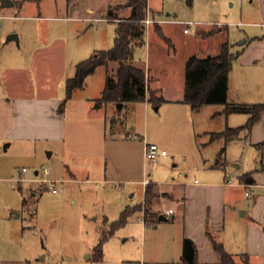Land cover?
I'll return each instance as SVG.
<instances>
[{"label": "rangeland", "instance_id": "1", "mask_svg": "<svg viewBox=\"0 0 264 264\" xmlns=\"http://www.w3.org/2000/svg\"><path fill=\"white\" fill-rule=\"evenodd\" d=\"M128 1L74 0V5L69 6L71 13H81L86 18L92 16L85 13L86 8L91 7L95 12L93 20H81L71 26L67 23L60 25L61 33H65L67 45L70 46L66 77H73L76 63L89 58L94 51L113 46L115 23L105 18L109 11L126 17L129 14L128 5L126 6ZM150 1L153 5L156 1H163L165 13L175 11L183 20L220 19L222 23L231 24L227 32H219L213 28V37L209 41H204L201 37L208 33L204 30L208 26H200L202 31L197 30L189 36L177 30L172 37L173 44L169 47L159 41L160 47L154 50L156 60L163 62L164 67H169L170 72L159 80V84H164L162 95L169 102H163L165 104L158 110L147 102L100 104L105 74L103 68L87 78L84 89L74 92L65 109L70 133L68 140L64 145L45 147L37 166L40 173L44 168L49 170L48 178L57 181V192L53 193L45 185L42 189L40 183H25L22 184V193L17 190L19 186L14 189L19 201L16 212L4 219V212H7L2 206L0 208V264L4 260L15 259L28 261L23 264H139L143 252L148 255L153 249L165 246L162 237L151 231L156 224L162 222L156 214L152 215L153 224L146 227L148 231L145 245L141 243L143 206L138 207L140 210L132 214L126 224L104 243L102 261L93 260V249L102 233L109 231L110 223L118 220L126 207H136L143 203V180L146 177L153 183L169 188V184L179 181L201 182V175L206 171H215V176L220 173L223 176L225 172L227 175L237 173L234 160L243 155L240 144L227 146L225 153L220 155L225 138L211 141L210 134L221 132L227 126L240 125L243 123L240 121H244L243 115L237 113L228 120L220 113L225 108L224 105L209 104L194 111L189 105L175 101L181 97L182 63L187 56L194 54L203 57L204 51L213 53L217 41L234 43L244 38L245 27H237L232 23L240 20L241 8L246 1L193 0L199 10L188 7L186 0ZM39 2H42L44 13H52L55 4L61 9V15L68 10L67 0H27V10L23 12L35 13L39 10ZM204 2L213 6V10L204 9ZM119 5L121 7L117 8ZM14 10L17 12L16 7L0 9V16H3L0 18V40L3 43L0 47L1 60L7 50L4 45L7 37L12 33L18 35L14 32L17 29L22 34L23 42L26 39L31 42V32L26 30L29 22L11 18ZM222 11L225 15L218 14ZM67 29L71 30L70 34ZM154 30L155 28L150 29L151 39ZM7 43L8 47L18 46L13 40ZM166 53L172 59L166 58ZM145 56L144 46L135 49L134 57L138 65H143ZM233 66L227 102L234 104L237 101V88L240 84L243 87L240 92L242 97L255 99L256 93L249 91L248 87L257 88L260 83L258 79L264 77L261 67L246 70L240 61H236ZM150 78L146 75L147 87ZM62 83L60 90L65 92L64 82ZM261 85L264 87V84ZM149 91L154 92L150 87ZM146 143L156 144L166 152V157H159L156 162L145 161L143 151ZM20 167L19 172L26 169L24 176L31 180L34 168ZM39 178L44 177L40 175ZM25 197L27 202L23 206ZM169 207L176 209L175 203L167 199L163 202L162 209ZM12 234L18 235L14 238ZM14 245L19 247L17 251L7 250ZM236 261L240 262L239 259H235Z\"/></svg>", "mask_w": 264, "mask_h": 264}, {"label": "crops", "instance_id": "2", "mask_svg": "<svg viewBox=\"0 0 264 264\" xmlns=\"http://www.w3.org/2000/svg\"><path fill=\"white\" fill-rule=\"evenodd\" d=\"M11 1L13 5L10 7H16L17 12L14 10L10 17L29 22L26 24V30L31 32L29 35L31 42H28V39L23 42L22 34L17 29L14 32L19 35L18 41H13H16L18 46L8 47L9 45H6L8 43L5 42L4 45L7 50L4 58L0 59V208L2 206V209L7 212H4V219H8L7 216L16 212L15 209L19 207L14 189L19 186L17 190L22 193V184L33 183L30 179L25 178V172L23 174L22 171L19 172L20 166L34 168L33 178L42 175L37 169L42 157L41 152L45 147L53 148L64 145L70 135L65 109L71 100L67 102L63 112L60 110L61 103L66 96V81L72 78L66 77V61L70 46L67 45L65 33H61L60 25L67 23L71 26V24L81 20H93L92 16L95 12L90 7L85 9L86 14L92 15L90 17L86 18V15L83 16L81 13L73 14L69 11V6L74 5V0H67L68 10L64 15H61L62 11L58 4L53 5L52 13H44L42 2L37 3L39 10L35 13H24L23 11L27 10L25 7L27 0ZM245 1V5L241 8L240 20L232 23L236 24L237 27H245L243 39L234 43L229 41L233 53L241 52L234 63L240 61L246 70H255L257 66H260L262 75H264V0ZM162 2L156 1L153 5L152 1L147 0V10L150 17L155 20L151 28L158 25L159 31L169 43L165 42L156 30L153 31L154 36L151 39L149 32L148 39L145 37L146 61L142 63V67L148 79L151 77L150 89L163 97L164 84H159V80L168 75L170 68L164 67L163 62L156 60L157 54H154V50L156 47H160L159 41L169 47L173 44L172 37L177 30L189 36L197 30L202 31L200 26H208V28H204L208 33L201 37L204 41L206 39L209 41L213 37L211 33L213 28L219 32H227L231 23H222L220 19L216 21L212 19H203V21L183 20L175 11L165 13ZM186 3L192 10L198 9L193 0H186ZM204 3V9L213 10V6L207 5V2ZM112 7L113 5L110 6V8ZM116 7L120 8L121 6ZM0 9L3 8L0 7ZM128 10L130 14L129 5ZM221 13L225 15L224 11L218 14ZM117 17L120 15L117 14ZM105 19L113 22L107 16ZM190 23L192 24L190 26L191 31L184 33V28ZM67 31L69 34L71 33V30L67 29ZM186 42L190 43L189 40ZM224 42L226 41H217L216 46L213 47V53H207L208 50L204 51L203 57L216 54ZM2 45L0 40V47ZM238 46L239 49H237ZM98 51L100 50H96L94 53ZM192 55L194 54L187 56L182 63L181 97L175 101L178 104L184 103L185 64ZM200 57L202 58V56ZM166 58H171V56L166 53ZM234 67L228 76V95ZM100 68H103L105 73L104 88L106 75L108 72L113 73L115 71L116 64L109 63L107 66H100L96 72ZM258 80L260 83L257 84V88L248 87L249 91L256 93L255 99H244L240 94L243 88L240 84L236 95L239 98L234 104L264 103V87L261 85L264 84V77L262 76ZM62 82L65 85V92L60 90L62 89ZM164 102L168 103L169 101L164 99ZM162 104L155 109L158 110ZM117 108L119 107L117 106ZM220 113L224 114L228 120L231 115L237 114L227 115L224 113V109ZM242 115L244 121H240L243 123L236 125V127L243 126L249 118L248 114ZM237 139L228 144V146L240 144L242 147V157L234 160L237 173L227 175L225 172L223 176L221 173L215 176V171H206L201 175V182L196 180L179 181L169 184V188H166V186L153 183L150 180L151 183L144 186V200L140 206L147 208L151 222L148 225L142 224L141 243L145 245L148 231L146 227L148 228L153 224L152 215L159 214V218L162 216L165 220L159 219L162 222L156 224L154 230L151 231L158 233V237H162L161 240L165 246L162 249H153L148 255L143 252L139 264H183L181 256L184 239L191 240L195 245L196 264H220L221 256L214 248V242L222 245L223 249L234 259H239L240 262L236 261L237 264H264V110L251 128L242 132ZM50 155L51 153H49ZM165 157L161 156L160 158ZM244 175L250 176L251 183L243 181ZM72 176L74 177V174ZM17 178H24L25 181L15 182ZM40 187L43 189L45 186L40 185ZM149 187L147 194L146 191ZM34 195L36 194L34 193ZM131 196L133 197L134 194ZM167 199L175 203L176 209L171 207L162 209V204ZM23 200L27 202L26 197ZM25 204L22 201V205L25 206ZM170 209L172 213L168 214L167 211ZM18 234H12V236L15 238ZM12 249L17 251L19 247L14 245L7 250ZM27 262L26 260L15 259L4 260L2 264Z\"/></svg>", "mask_w": 264, "mask_h": 264}, {"label": "trees", "instance_id": "3", "mask_svg": "<svg viewBox=\"0 0 264 264\" xmlns=\"http://www.w3.org/2000/svg\"><path fill=\"white\" fill-rule=\"evenodd\" d=\"M131 12L127 17H117V15L107 13V18L115 23L114 44L111 48L95 52L92 56L77 63L75 74L66 81V96L61 103L60 110L63 112L67 102L71 99L73 92L84 87L85 80L89 75L95 73L100 66H107L115 63L116 69L113 73H107L105 85L99 99L100 104H129L147 101L153 107H159L164 102L161 95L149 91L146 85V73L142 66L138 65L134 52L138 47L145 44V29L142 21L147 15V0H129ZM155 30L164 41H169L164 37L158 27ZM241 52L233 53L229 41L222 43L219 50L214 55L198 57L192 55L185 64L184 71V91L183 102L190 106L194 111L200 110L209 104L224 105V113L248 114L249 118L243 126L236 128L227 127L221 132L210 134L211 141L225 138V145L220 150L222 155L226 147L234 141L242 132L249 130L256 122L264 110V103L256 104H229L227 102L228 76L233 67L234 61L240 56ZM149 85V83H148ZM149 92V93H148ZM245 183H251L250 176L243 177ZM150 187L147 189L148 194ZM23 203H26L23 200ZM139 206L126 207L120 214L119 219L110 223V229L103 232L99 242L93 249V260L100 262L103 260V245L114 232L124 226L130 216L134 214ZM159 217V214H156ZM150 213L146 209V225ZM108 220H105L107 223ZM214 248L220 253V264H236L232 255L227 253L222 245L214 242ZM181 261L183 264H196V248L189 239H184L182 246Z\"/></svg>", "mask_w": 264, "mask_h": 264}, {"label": "built area", "instance_id": "4", "mask_svg": "<svg viewBox=\"0 0 264 264\" xmlns=\"http://www.w3.org/2000/svg\"><path fill=\"white\" fill-rule=\"evenodd\" d=\"M154 23H155V20L150 17L149 12L147 11L146 18L142 21V24H143L144 29H145V37H146V39H148L149 32H150V28H151V26ZM188 25L189 26H187L186 28H184V33H189L191 31L190 26L192 24L190 23ZM147 78H148V76H147ZM0 151H1V148H0ZM166 155H167L166 152L164 150H160L156 144H153V143L152 144H148V143H146L145 146H144L143 156H144L145 161H147V162L148 161L156 162L159 159V157L166 156ZM25 171H26V169H23L22 170V174ZM49 174H50L49 170L47 168H44L42 170V176L44 178H39V176H37V177L31 179L30 181L36 182V183H40L41 185H45L53 193H56L57 190L55 188V184H56L57 181H54V180L49 179L48 178ZM21 181H25V179L24 178H17V179H15V182H21ZM150 183H151V181L149 180L148 177H146L143 180V185L144 186H147ZM145 212H146V209H145V207H143V210H142L143 217L141 218V223L144 224V225H146ZM167 213L168 214H171L172 213V210L171 209L168 210Z\"/></svg>", "mask_w": 264, "mask_h": 264}, {"label": "water", "instance_id": "5", "mask_svg": "<svg viewBox=\"0 0 264 264\" xmlns=\"http://www.w3.org/2000/svg\"><path fill=\"white\" fill-rule=\"evenodd\" d=\"M0 2H1V5H0L1 8L10 7V6L13 5V2L11 0H0ZM128 5L130 6V3ZM11 40L18 41V36L16 34H10L7 37L6 41L9 42ZM119 108H120V106H119ZM159 219L160 220H165L164 217H162V216Z\"/></svg>", "mask_w": 264, "mask_h": 264}]
</instances>
